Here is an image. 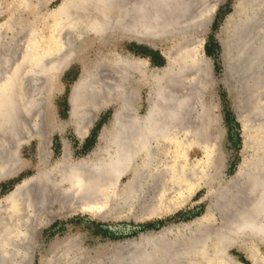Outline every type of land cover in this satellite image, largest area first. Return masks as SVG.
I'll list each match as a JSON object with an SVG mask.
<instances>
[{
    "label": "bare ground",
    "instance_id": "1",
    "mask_svg": "<svg viewBox=\"0 0 264 264\" xmlns=\"http://www.w3.org/2000/svg\"><path fill=\"white\" fill-rule=\"evenodd\" d=\"M207 1L61 0L56 9L52 11L53 13H51L56 19L55 23H58L57 28L61 30L67 27L74 30L78 26L76 22L68 18L70 14L78 12L80 14L91 13V22H88L87 29L94 35L104 33L106 30L108 31V29L112 28L122 31L126 30L128 33L142 31L145 34L154 33L160 35L163 29L159 26L158 17L164 12L168 14L172 10L193 11L198 14L196 15L200 19L206 18V15L213 9L210 5L211 3L207 4ZM210 1L214 4L219 0ZM133 11L138 12L140 15L150 12L149 14L153 15L151 23L148 22V25L145 24L144 28H140L142 20L139 19V15L133 23L135 24L134 27L126 29L128 15ZM159 11L162 13H159ZM222 33L223 35L219 40L222 52L221 60L224 73L228 79V81L223 80L222 83L232 99L233 109L241 125L242 140L246 142V132L250 129L254 130L257 137L255 140L250 141L249 144L253 149L260 148L264 145V135L262 134L264 128L261 127V122L256 123L254 126L248 124V117L244 119L242 117L243 114L240 113L243 106L239 103L240 101H237L236 96L239 85L241 87L246 85L244 84L245 78L248 80L254 77L253 74L258 71H260V75L263 74L264 0H235L232 13L224 20ZM59 42H56L55 49H50V51L42 54L41 57L34 58L33 56L31 60L28 59L29 62H26L28 65L25 67H29L31 70L35 68L37 73L35 69L33 72L43 75L59 68L56 65L58 62L56 63V59H53V55L56 54L54 58L62 54L64 55V50L67 49V45H65L66 48L62 45L64 43L62 40ZM190 49L187 48L186 51L185 47H182L177 52H164L163 55L166 59L165 68L159 70L158 73L156 71L149 74H138L137 79L134 78L136 79V84H143L147 88L146 108L142 114H137L135 110L137 106L134 107L131 103L133 95H136V88H132L130 91L129 89L127 90V86H125L123 81L125 79L124 76H126L125 73L127 74L128 71L126 72L124 67L119 66L117 75L108 82V87L110 86L111 94H113L112 99H109L111 100L110 102L115 104V108L109 125L100 131L96 147L85 156L73 159L70 156L67 145L63 144L62 158L54 161L47 168L38 170L31 178L16 186L2 199V202L9 203V209L1 207L0 228L3 230L6 228V233H8L7 227L13 228L10 225L11 223L9 224V221L7 222L6 220H8L9 215L18 205L14 204V206H11L10 204L18 202L14 197L20 188L26 187L29 183L33 185L32 192L36 196L37 207L39 209H43L47 205H55L57 208L60 207V209L64 207L60 213L54 214L55 216L81 213L98 220L117 221L124 218H132L135 221H139L141 219L158 217L163 213V208L159 209V207L169 198V192H179L186 186L187 179L191 176V173H189L192 170L191 166L184 162L186 150L190 146L189 143L192 142L195 146H200L205 152H208L213 145L207 133L209 128L208 121L204 124L206 134L205 136L203 133L200 134V140H198L200 136L196 139V136L189 131L190 128L188 129L186 126L189 116L188 112L193 110V101L198 96V88L199 91L201 88V86L199 87V81H205L204 78L199 80V78L204 76L202 71L204 69H201L205 65L204 60L202 57H197L195 54L196 48H193L194 50ZM184 53L187 54L183 55ZM25 56H21V59L24 58L26 60L27 57L25 58ZM58 61L60 62L61 60ZM22 62L24 63L25 61L22 60ZM117 62L116 60L114 63L116 64ZM141 62L130 61V64L128 63L127 65L136 69L142 66ZM23 63L21 64L18 60L15 63L16 65L7 74L3 75V78L2 76L0 78V134L2 138L5 137L3 135H7L6 137L14 135V130L18 128V123L25 122L22 119V122H18V116L21 115L24 119L31 112L29 110H31L33 105L30 103L31 98H29V95L25 97L23 85L20 81L17 82V78L21 77L19 73L22 70L19 64L23 65ZM138 68L136 69L137 71H139ZM189 69V75L194 72L191 76L187 74L190 78L188 80L189 90L186 93L180 94L177 87L179 84L174 79L178 75L181 76L183 72L185 74ZM191 70H193L192 73ZM39 76L41 77V75ZM186 79H184L185 83L187 82L185 81ZM40 80L42 81L41 78ZM237 81L238 84H236ZM239 81L242 84H239ZM101 82L102 80H97L94 69L83 76H79L71 87L68 100L71 118L77 119L79 116L82 117L85 112L83 108L84 104L89 102L88 98L90 96L96 98L102 96L105 99L106 96L104 97L102 94L103 90L107 87L102 85ZM184 82L183 84H185ZM229 82L231 83L229 84ZM253 82L254 86L256 82ZM203 83L205 84V82ZM257 84L260 85L259 82ZM179 87L181 88L182 86ZM257 87L255 89L260 90V87L258 89ZM202 89L201 91H203ZM254 94L252 92L249 95L250 98H248L247 104L249 105L251 102L253 105H250H252L251 109L254 111V114H259V112H264L262 111L264 110V106H261L264 105V102L259 104ZM99 99L101 101V98ZM105 100L107 101V99ZM200 106L207 111L206 106L202 104ZM29 114L33 115L32 113ZM75 123L77 124V122ZM76 132L81 133L80 130ZM181 132L183 137L181 136L179 139L178 133ZM82 134L83 132L79 136ZM14 150L15 146L12 150L9 149L1 152L0 175L4 176L10 172L14 173V170L17 169V167H14L16 162L18 163L16 161L17 158L14 156ZM263 153L259 152L255 158V162L239 173L240 177L238 178L244 180L243 184H245L244 187L249 199L247 196L244 197L239 194V190L236 189L238 185L236 186V184L228 185V183L227 186L221 188L216 185L214 186L215 189L211 191L213 203L209 205L205 214L200 218L188 223L170 225L169 228L162 231V236L155 240H142V242L137 243L127 241L122 244H111L108 246L113 249L112 251L110 250L111 254L101 255L97 252L94 256L86 258L84 264H221L223 260L227 261L225 257L227 246L233 244H240L245 249L251 250V263L255 264L257 261V245H264ZM39 161L41 162V160ZM42 195H45L46 198L43 199ZM26 199H23L25 200L24 203L27 202ZM212 209L222 211L224 223L207 231L206 228L214 220L211 212ZM24 224L26 223L23 222V227ZM5 234L4 236L7 235L6 237L0 234V264H22L21 261L26 259L28 253L25 254V252L18 250L17 245H20L21 240L16 245L18 249H14L15 247H13L11 241L12 238L10 239L8 234ZM164 234L167 235L163 237ZM23 245L21 248H23ZM69 245V243L64 244L63 242V246L59 245L55 247L53 255L51 254L52 256L46 259L43 264H81L82 253H71L73 248L71 249ZM125 246L127 248L125 252L120 253L116 251V249H120L121 247L123 249ZM26 263L28 262L26 261Z\"/></svg>",
    "mask_w": 264,
    "mask_h": 264
},
{
    "label": "rangeland",
    "instance_id": "2",
    "mask_svg": "<svg viewBox=\"0 0 264 264\" xmlns=\"http://www.w3.org/2000/svg\"><path fill=\"white\" fill-rule=\"evenodd\" d=\"M60 1L0 0V78L1 76L3 78V75L7 74L16 65L15 63L18 60L21 64L23 63L22 60L25 61L23 65L19 64L22 70L19 73L21 77L17 78V82L20 81L23 85L25 97L29 95V98H31L30 103L33 104L32 107L30 106L31 110H29L31 111L29 113L33 115L28 113L24 119L21 115L18 116V122H22V120H25V122L18 123V128L14 130L12 137L3 135L5 137L2 138L0 134V154L4 150H12L15 146L14 156L17 158L16 161H18L14 165V167H17L14 173L10 172L4 176L0 175L1 211L2 208L9 209V203L2 202V199L9 192L16 186L21 185L25 180L31 178L38 170L47 168L54 161L62 158L63 144L67 145L70 156L73 159L85 156L96 147L100 131L109 125L115 108V104L110 102L113 94H111L110 86L108 87V82L117 75L119 66L124 67L126 72L128 71L127 74L125 73L126 76H124L125 79L123 81L125 86H127V90L129 89L130 91L132 88H136V95H133L131 103L134 107L137 106V108L135 107L137 114H142L146 108L147 88L143 84L135 83L138 74L143 75L156 71L158 73L159 70L165 68L166 59L163 55L164 52H177L182 47H185L186 51L187 48H192V50L196 48L197 53L194 51L195 54L197 57H202L205 64L201 68L204 69L202 71L205 77L202 75L203 77L199 78V80L203 78L205 80L199 81V87L201 86L200 91L202 88L204 89L200 92L198 88V96L193 101V110L188 112L189 116L186 126L188 129L190 128L189 131L196 136V139L199 138L198 140H200V134L203 133L204 136L206 134L204 124L208 121L209 128L207 133L213 145L208 152H205L200 146H195L192 142L189 143L190 146L186 150L184 159V162L189 164L192 169L189 172L191 176L187 179L188 184L186 183V186L179 192H169V198L159 207V209L162 207L164 212L158 217L141 219L139 221H135L132 218L110 221L92 219L81 213L55 216L54 214L60 213L64 207L61 209L58 207V209L55 205H47L45 208L39 209L37 207L36 196L32 192V183L26 185L27 188H20L18 193L21 192L17 193L18 196L14 197L18 202L10 204L11 206H14V204L18 205V210L14 208L15 210L9 215L8 220H6L7 222L9 221V224L11 223L10 225L13 228L6 226L8 233L5 231L6 228L4 230L0 228V234L4 236L6 233L10 239L12 238L11 241L13 247H15L14 249L19 248L18 250L25 252V254L28 253L26 259L23 260L24 262L21 261V263L25 264L27 261L28 263L26 264H43L46 259L53 255L55 247L59 245L63 246L64 242V244L69 243L70 248H73L71 253H82L81 264H84L86 258L94 256L97 252L101 255L111 254L113 249L108 247L111 244H122L125 240L138 238L141 234L147 235L156 232L162 226H172L194 221L203 216L209 205L213 203L211 191L215 189L214 186L216 185L221 188L227 186L228 183V185L236 184V186L238 185L236 189L239 190V194L248 198L249 196L246 194L244 187L245 184H243L244 180L238 178L240 177L239 173L255 162V158L259 152H264V145L260 148H255L256 150L250 147L249 142L255 140L257 137V134L251 129L246 132V139L248 140L246 142L248 143L242 140L241 125L233 109L232 99L222 83L223 80L228 81V79L222 65V52L219 40L223 35L222 27L224 20L232 13L235 0H219L217 3H214L215 5L212 1L208 0L207 4L211 3L210 5L213 9L206 15V18L202 19L193 11L172 10L168 14L164 12V15L162 14L158 17L159 26L163 29L160 35L154 33L145 34L142 31L128 33L126 30L122 31L117 28L108 29L104 33L94 35L87 29L88 22H91V13L80 14L78 12L72 13L68 17L69 20L76 22L78 26L74 30L68 27L61 30L57 28L58 23H55L56 19L52 15V11L56 9ZM149 13L146 12V14L142 13L140 15L136 11L131 12L128 15L125 28L132 29L135 25L133 23L139 15V19L143 22H140V28H144L145 24L148 25V22L152 21L153 15ZM159 13L162 12L159 11ZM55 24L56 26H54ZM61 40L64 42H62V45L65 48V45H67L64 55H59L56 58H54L56 54L53 55V59H56L55 62L59 63L56 64L59 68L43 75L39 72V74H36L37 70L35 68L31 70V68L25 67L28 65L27 63L31 60V57H41L42 54L50 51V49H55L56 44ZM185 54L187 53L183 55ZM21 56H25L27 59H21ZM58 60L61 61L59 62ZM116 60L119 63L118 65L114 63ZM130 61H142V66L137 67L139 71L136 70L137 68L133 69V67L131 68L127 65ZM34 69L36 73L33 72ZM93 69L97 80H102L101 84L107 87L103 90L102 94L104 97L106 96L105 99L107 101L102 96L97 98L90 96L88 98L89 102H86L83 107L85 111L83 113L84 116H79L77 119L71 118L68 104L71 87L79 76H83ZM262 70V75L258 71L253 74L254 77L248 80L245 78L244 84L246 85H243V87L239 85L236 97L237 101H240L239 103L243 106L240 110V113L243 114L242 117L244 119L248 117L249 119L248 124L254 126L256 123L261 122V127L264 128V112L254 114V111L251 109L253 104L251 102L250 104L252 105L247 104V100L250 98L249 95L252 92L253 94L255 93L254 95H256L259 104L264 102V69ZM189 71L190 69L185 73L186 75L184 72L181 76L178 75L180 78L174 77V81L178 82L179 86H182L181 88L177 86L179 88L178 93L180 94L186 93L189 90V76L194 74L193 70H191V73H193L189 75ZM182 76L185 77H183L184 79L187 78L185 81H187L188 85L181 78ZM253 81L256 82L254 86ZM257 81L260 85L257 84ZM127 82L129 83L127 84ZM251 83L252 85H250ZM236 84H238V81ZM239 84H242V82L239 81ZM257 86L260 87V90L255 89ZM99 98H101V101ZM40 101L43 105L42 107ZM200 104L206 106L207 111ZM244 105L246 106L244 107ZM75 129L76 131L80 130L83 134L79 136L81 133L76 132ZM262 134L264 135V132ZM181 136L182 132L178 133L179 139ZM8 138L9 140H7ZM39 153L42 154L40 155ZM42 198H46L45 195H42ZM23 199H26L30 204L24 203L25 200ZM211 212L214 220L206 228L207 231L224 223L221 210L212 209ZM26 219L30 221L28 220L27 222ZM10 220L12 221L10 222ZM23 222L28 227L30 225V229L26 224L23 227ZM22 232L26 236L24 233L22 235ZM13 237L14 240H17L14 241ZM19 240H21L20 243ZM18 243L20 245H17ZM22 244H24L23 248H21ZM121 249L122 247L116 249V251L123 253L127 250L126 246ZM256 250L257 261L255 264H264V245L258 244ZM251 253V250L245 249L240 244L229 245L225 252L227 261L223 260L221 264H252L250 259Z\"/></svg>",
    "mask_w": 264,
    "mask_h": 264
},
{
    "label": "water",
    "instance_id": "3",
    "mask_svg": "<svg viewBox=\"0 0 264 264\" xmlns=\"http://www.w3.org/2000/svg\"><path fill=\"white\" fill-rule=\"evenodd\" d=\"M169 228V226H162L160 227L156 232H153V233H150V234H147V235H144V234H141L138 238H132V239H127L125 240L124 242H142V240H155L157 238H160L162 236V231L164 229H167ZM167 234H164V236H166Z\"/></svg>",
    "mask_w": 264,
    "mask_h": 264
}]
</instances>
